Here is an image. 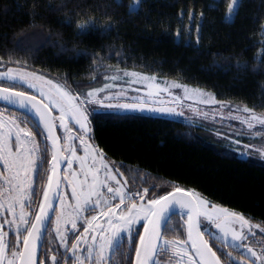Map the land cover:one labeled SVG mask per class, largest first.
Returning a JSON list of instances; mask_svg holds the SVG:
<instances>
[{
  "label": "trees",
  "instance_id": "obj_1",
  "mask_svg": "<svg viewBox=\"0 0 264 264\" xmlns=\"http://www.w3.org/2000/svg\"><path fill=\"white\" fill-rule=\"evenodd\" d=\"M135 3L0 0V66L45 72L77 93L119 67L264 111V0H240L230 22L222 0H139L129 14ZM90 119L95 144L138 184L192 189L264 224V163L204 125L139 112Z\"/></svg>",
  "mask_w": 264,
  "mask_h": 264
},
{
  "label": "snow or ice",
  "instance_id": "obj_2",
  "mask_svg": "<svg viewBox=\"0 0 264 264\" xmlns=\"http://www.w3.org/2000/svg\"><path fill=\"white\" fill-rule=\"evenodd\" d=\"M222 2L227 3L225 20L233 21L238 14L240 0H222ZM117 4L122 6L121 0H117ZM138 8L139 0H136L135 4L129 5V14L137 11ZM89 24H91L90 21L79 25L78 34H84ZM2 59L0 57V60ZM124 75L136 77L138 74L125 72ZM111 79L115 81L121 77L114 75ZM143 79L148 80L151 87V81L155 80V77H143ZM0 80L14 82L10 87L0 85V100L31 111L36 117L34 126L27 128L21 127V124L33 123V121L26 118L19 120L18 117L7 118L0 113V162L8 173L5 175L4 172H0V179H3L9 186L5 189L3 185H0V197L4 196L5 191L8 192V208L14 216L16 205L20 207L18 219L8 221L9 224L15 225L17 234L15 240L8 241L6 239L8 234L0 231V264H18V262L19 264H48L47 254H42L41 258H37V248L38 241L43 235L42 226L45 224L50 226L53 217H55L56 234L61 244L67 246L68 232L76 241L71 244L70 251L73 252L77 264H84L79 256L75 255L80 250V243L87 246L85 251L88 253V264H106V261L116 252H120L122 259L128 260V264H132L129 253L121 251L125 243L130 245V251L135 254V264H161L159 257L168 254H170L168 264H221V256L228 260L229 264H235V258L230 252H225L223 248L214 250L215 242L220 241L226 246L241 248L244 245L237 243L238 241L248 239L249 235L255 238L256 233L252 231L253 227L264 234V228L251 225L242 215L226 209H217L215 205L211 206L213 211L208 212L206 210L208 202L197 193L175 188L174 192L159 197L153 196L145 201L149 193L148 188L140 193L126 189L121 184L117 176L123 174L119 169H113L105 162L104 153L98 145L89 144L85 140L91 129L90 118H94L101 109L114 110L115 114L121 111L139 110L143 112L146 110L147 100L122 103L116 95L101 98L99 93L107 92L112 87L110 84L104 85L103 88L77 93L36 72L8 69L6 72H0ZM17 83L26 85L27 89L35 90V94L17 90ZM173 86L182 87L180 84ZM183 87L187 92V87ZM199 94L204 96L203 93ZM118 95L125 94L121 92ZM149 95L151 96L152 93L150 92ZM112 100L116 102L112 103ZM205 102H215V98L209 96ZM89 105L93 107H88ZM96 105L99 107H95ZM147 110L161 113H174L175 111L165 108ZM243 111L252 113V110L247 107ZM53 113H58V115H53ZM236 118L239 119V117ZM70 122H73V126H78L79 134L58 137L57 128L70 133ZM241 122L246 123L251 129L256 124L264 126V117L252 114ZM40 125H43L42 130ZM256 135H264V133L258 131ZM88 139L93 140L94 137L88 136ZM61 140L65 141L63 148L58 146ZM75 140H79L83 145L85 156L77 155L78 147L73 146ZM48 141H51L52 163L49 169L51 174L47 175L46 184L42 190L43 199L38 204L39 211L32 221L28 213L24 211L25 202H33V198L38 195L41 179L46 174ZM65 151L72 157L64 161L69 174L73 177L72 180H69L68 175L63 177L57 175L58 166L62 162L60 154ZM257 151H261L264 155L262 149H257ZM89 158L92 163L90 167H86ZM97 158L99 167L96 166ZM76 160L80 162L81 173L84 177L81 180H76V173L71 172L73 162ZM100 174L103 175V179H100ZM89 176L91 177L90 182ZM64 181H68L72 186L71 197L75 200L74 205L66 206L64 203L65 197L60 189ZM153 191H155V186H153ZM114 201L118 202L113 203ZM56 203L61 205L59 215H56ZM177 206L180 210H186L181 212L183 216H186L184 229L186 239H165V233L169 230V221L177 214ZM0 207H3V204H0ZM67 207H71V212H67ZM85 213L89 215L86 216ZM101 218H104L103 224L98 222ZM221 219L222 222H218ZM62 222L71 224L68 232L62 230ZM237 223L240 225V231L231 227ZM210 225H215L219 233H213ZM245 226L248 228L247 232H244ZM81 228L82 232L79 231ZM140 229H143V234ZM205 235H208L209 239H205ZM229 238L232 241L230 245L228 244ZM137 240L139 241L138 246ZM258 243L262 245L259 254L251 247L246 249L250 256L255 258L252 264H257V261L264 264V240ZM218 251L221 255H217ZM51 260L53 264H60L55 255L51 257Z\"/></svg>",
  "mask_w": 264,
  "mask_h": 264
},
{
  "label": "rangeland",
  "instance_id": "obj_3",
  "mask_svg": "<svg viewBox=\"0 0 264 264\" xmlns=\"http://www.w3.org/2000/svg\"><path fill=\"white\" fill-rule=\"evenodd\" d=\"M8 69H13L14 71L36 72L37 74L45 75L48 79H51L54 82H58L64 85L66 88L72 89V87L69 86V84L66 83L64 79H60L56 76L49 75L39 70L22 67L19 65H9L4 67L0 66V72H6ZM125 72L136 73L138 75L136 77H129L124 75ZM114 75L121 77V79L113 81L111 77ZM143 77L155 76L135 70L114 67L111 69V71H107L102 76H100L99 83H97V85L86 86V89L83 92L103 88L104 85L110 84L112 85V87L108 89L107 92L99 93V96L101 98L116 95L122 103H131L137 100L148 101V104L146 105V110L143 112L137 110L121 111L120 113L139 112L149 115L170 116L186 120V122H190L193 124L198 123L199 125H204V128H206L215 137L230 141L234 146V152L239 156L252 157L264 163V155H262L261 151H257V149H262V151H264V135H256L258 131L264 133V126L256 124L253 128L250 129L248 128L246 123L241 122L244 118H249L252 114L264 117V111H259L250 108L242 103L220 100L207 90L182 84L177 81H159L155 77V80L151 81L152 86L150 87V82L146 79H143ZM130 80L132 82H129ZM13 83V81L0 80V84L6 86H12ZM174 84H180L182 87H174ZM183 86L187 87V92H185ZM16 87L17 89L29 91L35 94V90L27 89L26 85L17 83ZM121 92H123L125 95L119 96L118 94H120ZM150 92L152 93L151 96L149 95ZM199 93H203L204 96L202 97ZM209 96L214 97L215 102L206 103L205 99H207ZM111 102L115 103L116 100H112ZM88 107H93V105H89ZM95 107L99 106L96 105ZM245 107L251 109L252 113L243 111ZM149 108L174 109L175 111L174 113H161L158 111L153 112L147 110ZM100 111L114 112V110L104 109H101L98 112ZM55 114L58 115V113ZM236 117H239V119H237ZM69 128L70 133H66L64 129H62L64 136L73 133L75 130L78 132V126H73V122L69 123ZM88 136H91V129L88 133ZM88 136L85 137L86 142L89 144H95L93 140L88 139ZM104 156L106 159L110 160L106 157L105 154ZM193 192L199 194L196 191ZM199 196L208 202V207L206 209L208 212H212L213 208L211 206L215 205L217 209H226L229 212H234L236 214L242 215L245 219L249 221L251 225H259L260 228H264V224L259 221L252 220L251 218L244 216V214L239 213L229 207L211 202L209 199L202 196L201 194H199ZM201 219L204 218L201 217ZM205 222L208 223V221L206 220ZM236 225L240 227L239 223H237ZM210 227L212 232L216 233L214 225H210ZM247 231L248 228L247 226H245L244 232ZM252 231L256 233L255 238L249 235L248 239L238 242L244 243V251L248 256H250V254L247 252L246 249L248 247H251L254 251L259 254L262 245L261 243H258V241L264 240V234L260 233L257 228L253 227Z\"/></svg>",
  "mask_w": 264,
  "mask_h": 264
},
{
  "label": "flooded vegetation",
  "instance_id": "obj_4",
  "mask_svg": "<svg viewBox=\"0 0 264 264\" xmlns=\"http://www.w3.org/2000/svg\"><path fill=\"white\" fill-rule=\"evenodd\" d=\"M0 113H3L5 117L7 118H19V120H24L25 118L27 120L33 121V123H27V124H21V127H27V128H32L34 126L35 119L32 118L31 116L17 111L16 109H13L5 104L0 103ZM54 115H56L54 113ZM19 120H17V123H19ZM42 130V128L40 127ZM59 137L64 136L62 132V128H57ZM79 133L75 130L73 133H71L72 136H76ZM39 141V137L37 138ZM62 145L64 147L65 141L61 140ZM49 146V152L47 155V162L45 163V175L42 177L40 185H39V192L38 195L33 198V202H25V208L24 211L28 213L29 219L34 221L35 214L39 211L38 204L42 201V190L45 187L46 184V178L47 175H50L51 172L49 171L50 166H51V144L50 141L47 142ZM74 147H78L77 155L78 156H85V153L83 151V145L80 144L79 140H75L73 142ZM100 149V148H99ZM15 150V148H14ZM66 154L67 159H71L72 157L68 152H64ZM104 153V152H103ZM95 155V153H93ZM105 162L113 169H119L120 173L123 175H118L117 178L121 181V184L126 188V189H132L137 192L143 193V189L148 188L149 193L148 196L145 197V201L149 198H152L153 196L159 197L160 195H164L167 192H162L160 189H155L153 191V186L147 182L143 184H138L134 178H132L130 175L127 174L126 170L124 171L119 164L112 162L111 160H108L105 158ZM91 158H89L86 162V167L91 166ZM97 167H99V159L97 158ZM0 172H4L5 175H8L6 170L4 169V166L2 162H0ZM71 172L76 173V180H81L83 179V175L81 173L80 169V162L78 160L73 162ZM65 175H68L69 180H72L73 177L69 174V169L64 165L62 170H61V176L63 177ZM35 179V177H33ZM100 179H103V175L100 174ZM91 180V177L89 176V182ZM126 182V183H125ZM115 183V182H112ZM149 183V184H148ZM0 185H3L5 189H7L9 186L4 182L3 179H0ZM177 188V187H175ZM61 193L64 195L65 200L64 203L66 206L68 205H74L75 200L72 199L71 197V192H72V186L71 184L68 183V181H64L60 185ZM169 192V191H168ZM8 202H9V194L7 191H5L4 196L0 197V204H3V207H0V231L6 232L8 235L6 236V239L8 241H14L16 238V232H15V225L14 224H9L8 221H12L14 219H18L19 213H20V207L19 205H16L15 207V213L16 215H13V212L9 210L8 208ZM118 201H114L113 203H116ZM139 203V200H137ZM30 205V206H29ZM60 209L61 205L59 203L56 204V215L60 214ZM67 212H71V207H67ZM84 215H89L88 213H85ZM104 218H101L98 222L103 224ZM185 220L186 216H183L181 212H177L176 215L172 217V219L169 221V230L165 233V239H186V232H185ZM218 222H222L218 221ZM235 230L240 231V227H238L236 224L231 225ZM62 230L68 232V230L71 228L70 223H63L61 224ZM214 229L216 233H219V229H217L214 225ZM79 231L82 232V228L79 229ZM141 234L143 233V229H140ZM69 235V240L67 243V246L65 247L64 245L61 244V241L59 237L56 234V223H55V217H53V222L49 226L47 225L46 230L44 232L43 240L41 242V246L39 248V253H38V258L42 257V254H47L48 258V264H53L51 257L53 255L57 256V259L60 261V264H68V262H71V264H77L75 256L73 255V252L70 251L71 249V244L75 243L76 241L71 238V233L68 232ZM222 235V234H221ZM206 239H209L208 235H205ZM22 239V237H21ZM210 244L212 241H209ZM240 242V241H238ZM237 242V243H238ZM232 243L231 239L229 238L228 244L230 245ZM139 244V241L137 240V246ZM244 245V243H242ZM86 245L84 243H80L79 245V251L76 252V256H79L80 261L84 262V264H88L87 261V256L88 253L85 251ZM218 248H223L225 252H230L231 256L235 258V264H252V261L255 258H251L248 256L245 251L244 247L241 248H232L229 246H226L225 244L221 243L220 241L215 242L214 250ZM121 251L129 253V258L131 259L132 264H135V254L130 251V245L128 243H125ZM217 255H221L220 252H217ZM161 264H168L169 259H170V254L168 255H161L159 257ZM221 261L223 264H229V261L226 260L223 256H221ZM128 264V260L122 259L120 252H116L114 256H112L109 260L106 261V264ZM257 264H260V261H257Z\"/></svg>",
  "mask_w": 264,
  "mask_h": 264
},
{
  "label": "water",
  "instance_id": "obj_5",
  "mask_svg": "<svg viewBox=\"0 0 264 264\" xmlns=\"http://www.w3.org/2000/svg\"><path fill=\"white\" fill-rule=\"evenodd\" d=\"M0 85H1V84H0ZM2 86H4V85H2ZM5 87H8V86H5ZM17 90H19V89H17ZM22 91H24V90H22ZM32 94H33V93H32ZM0 103L5 104V105H7V106H9V107H11V108H13V109H16L17 111L23 112V113H25V114L31 116L32 118H34V119L36 120V117L34 116L33 112H31V111H28V110H25V109H21V108H19L17 105H9L6 101H3V100H0ZM53 115H54V113H53ZM40 127L43 128V125H40ZM56 135L59 137V134H58L57 129H56ZM50 144H51V141H50ZM58 146H59L60 148H63V145H62V142H61V141L59 142ZM60 155H61V161H62V162H61V164L58 166V169H57V175H58V176H61V170H62L63 166L65 165L64 161H65V159H67L66 154H65L64 152H62ZM177 188L183 189V190H185L186 192H189V193H192V192H193L192 189H187V188H183V187H177ZM174 190H175V188L172 189V190H170L169 192L165 193L164 195H167V194L170 193V192H174ZM56 204H57V203H56ZM56 204H55V207H56ZM182 211H186V210H180V209H179V206H177V212H182ZM46 227H47V224H45V225L42 226V233H43V235H42V237H41V240L38 241L37 258H38L39 248H40V246H41V242H42V240H43V236H44V232H45V230H46ZM162 231H163V230H162ZM142 234H143V233H142ZM204 238L206 239V237H204ZM18 264H19V262H18ZM221 264H223L222 261H221Z\"/></svg>",
  "mask_w": 264,
  "mask_h": 264
}]
</instances>
